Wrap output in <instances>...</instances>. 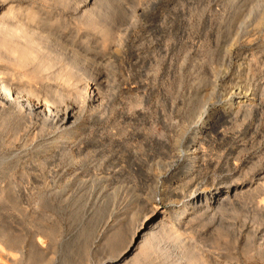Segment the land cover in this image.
<instances>
[{"label": "rangeland", "instance_id": "obj_1", "mask_svg": "<svg viewBox=\"0 0 264 264\" xmlns=\"http://www.w3.org/2000/svg\"><path fill=\"white\" fill-rule=\"evenodd\" d=\"M0 72V264H264V0H0Z\"/></svg>", "mask_w": 264, "mask_h": 264}, {"label": "bare ground", "instance_id": "obj_2", "mask_svg": "<svg viewBox=\"0 0 264 264\" xmlns=\"http://www.w3.org/2000/svg\"><path fill=\"white\" fill-rule=\"evenodd\" d=\"M15 19V18H14ZM17 20V19H16ZM23 21V20H22ZM26 24V23H25ZM15 29V28H14ZM17 31V30H16ZM17 37V36H16ZM3 42V41H2ZM14 42H18V41H14ZM28 42V41H27ZM5 43V41H4ZM13 43V42H12ZM5 43L4 44V48L5 49H8V51L14 53L17 55V61L15 62L17 64V66H24L27 62V58L30 54V51L29 48L27 49V47H25L26 44H20V43ZM115 47V46H114ZM114 51V50H113ZM11 54V53H10ZM27 65V64H26ZM1 73V72H0ZM0 74V98H3V99H6V97L4 98V96H6V94L10 91V88L12 87H6V85H8V83L6 84L5 80H3ZM10 83V82H9ZM12 91H15V90H12ZM17 91H15L16 93ZM242 92V91H241ZM239 91V93H241ZM11 94V93H10ZM17 94V95H16ZM15 95H16V98H20L22 101V105L23 107L26 109L28 108L29 111L31 110H37L38 111H45L46 108L45 106L42 108V105H38V103L36 102H31L29 100H27L25 97L23 98V96H20L18 95L19 92H17ZM97 95V93H95ZM8 95V94H7ZM233 95V94H232ZM243 95V94H242ZM246 95V94H245ZM9 96V95H8ZM11 96V95H10ZM94 96V95H93ZM234 96V95H233ZM14 97V96H13ZM92 98V97H91ZM10 99V98H9ZM14 99V98H13ZM234 107H238L240 108V106H242L244 103H243V99H241V95L240 96H235L234 97ZM245 102V101H244ZM205 104H203L204 106ZM245 106V105H244ZM21 107V106H20ZM231 107V106H230ZM238 108H236L238 110ZM61 109V108H60ZM57 110L55 113H50L54 120V122H56L59 127H61L62 129H69V127L71 128L72 127V124L74 123V121L77 119V116H76V111H74V107L72 106H65L63 107L61 110ZM206 109V106L203 107L202 110ZM206 111V110H205ZM37 112V111H36ZM47 113V112H46ZM49 113V111H48ZM207 113V111H206ZM100 116V115H99ZM210 115H206L204 116L202 122L199 121L198 124H195L193 125V131L194 133V136H197L198 134H200L204 129H200L202 126H203V122H205L207 120V118L209 117ZM55 124V123H54ZM75 124V123H74ZM73 129V128H72ZM61 130V129H60ZM63 133V131H62ZM180 138H182V135L180 136ZM180 141H178L179 143ZM2 143V142H1ZM196 141L194 139V137H192L191 140H189V142H187L186 146L184 147V149H180V153L182 156H187L189 155L190 153H193L192 150L194 149L193 148V145H195ZM197 149V147H195ZM185 162V161H184ZM174 164V163H173ZM184 165V164H183ZM185 167V166H184ZM176 167L172 166V164H170V166L168 167V169L166 170L167 172L168 171H173L175 170ZM181 169V168H180ZM185 170V169H183ZM178 171V170H177ZM175 172V171H174ZM184 177V175H180L176 178H174V180H181L182 178ZM169 182V181H168ZM165 183V182H164ZM164 185V184H163ZM168 185V184H167ZM166 185V186H167ZM171 185V184H170ZM212 185V187L209 189H207L206 187H203L201 190H199L198 192H190L186 195V203L183 205L182 209H181V215L179 218L183 219L187 216V214L189 213H192L191 210L195 211L196 213H199V210L201 209H205V208H209L210 206H212L214 203L218 202L219 200V193L217 191L218 189V186H215L216 184H210ZM162 186V185H161ZM160 186V187H161ZM168 187V186H167ZM162 190H163V187H162ZM165 190V189H164ZM163 190V191H164ZM231 191V190H230ZM204 192H208L209 194L206 196V195H203ZM173 193V192H172ZM171 196V195H170ZM177 197V196H176ZM160 210V209H159ZM158 211V207H155L153 208L150 213H149V216H147V218L145 219V226L148 222H150L153 217L156 215ZM202 211V210H201ZM200 211V212H201ZM186 212V213H185ZM183 213L184 216H183ZM165 223V222H164ZM144 226V227H145ZM143 228V227H142ZM141 226L140 228L136 231V233L142 229ZM145 238V237H144ZM122 253V252H121ZM125 252H123L124 254Z\"/></svg>", "mask_w": 264, "mask_h": 264}]
</instances>
